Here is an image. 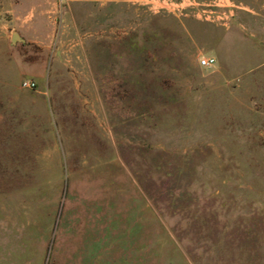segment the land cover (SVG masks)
I'll return each instance as SVG.
<instances>
[{"label":"rangeland","instance_id":"1","mask_svg":"<svg viewBox=\"0 0 264 264\" xmlns=\"http://www.w3.org/2000/svg\"><path fill=\"white\" fill-rule=\"evenodd\" d=\"M0 264H264V0H0Z\"/></svg>","mask_w":264,"mask_h":264},{"label":"built area","instance_id":"2","mask_svg":"<svg viewBox=\"0 0 264 264\" xmlns=\"http://www.w3.org/2000/svg\"><path fill=\"white\" fill-rule=\"evenodd\" d=\"M214 63L215 58L212 56H207L200 61V64L203 67H211L212 65H214ZM21 86L25 88H35L36 83L32 80H23L21 82Z\"/></svg>","mask_w":264,"mask_h":264},{"label":"water","instance_id":"3","mask_svg":"<svg viewBox=\"0 0 264 264\" xmlns=\"http://www.w3.org/2000/svg\"><path fill=\"white\" fill-rule=\"evenodd\" d=\"M17 41H23V39L19 36L17 32H13L11 35V44H15Z\"/></svg>","mask_w":264,"mask_h":264},{"label":"crops","instance_id":"4","mask_svg":"<svg viewBox=\"0 0 264 264\" xmlns=\"http://www.w3.org/2000/svg\"><path fill=\"white\" fill-rule=\"evenodd\" d=\"M27 80H30V79H27ZM33 81V80H32ZM35 82V81H34Z\"/></svg>","mask_w":264,"mask_h":264}]
</instances>
